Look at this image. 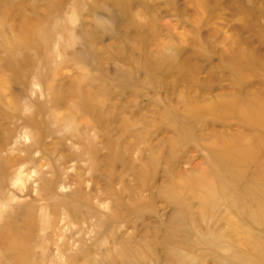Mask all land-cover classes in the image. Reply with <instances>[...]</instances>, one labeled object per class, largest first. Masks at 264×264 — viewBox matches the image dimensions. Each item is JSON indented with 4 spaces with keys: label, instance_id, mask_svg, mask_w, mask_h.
I'll list each match as a JSON object with an SVG mask.
<instances>
[{
    "label": "rangeland",
    "instance_id": "obj_1",
    "mask_svg": "<svg viewBox=\"0 0 264 264\" xmlns=\"http://www.w3.org/2000/svg\"><path fill=\"white\" fill-rule=\"evenodd\" d=\"M258 105L264 0H0V264H264Z\"/></svg>",
    "mask_w": 264,
    "mask_h": 264
},
{
    "label": "bare ground",
    "instance_id": "obj_2",
    "mask_svg": "<svg viewBox=\"0 0 264 264\" xmlns=\"http://www.w3.org/2000/svg\"><path fill=\"white\" fill-rule=\"evenodd\" d=\"M230 107L231 106H227V108H230ZM240 108L236 107L235 112L241 113L242 108L241 109ZM263 109H264V106H263ZM248 112H249V116L252 117L253 115L254 117V118L252 117L253 119H251L253 121L252 122L253 126L255 125L256 127H259L260 130L264 132V110H262L261 105H258V107L253 106L252 109L249 108ZM261 142H262V139H260V141L258 140L257 148H254V151H251L253 156L246 149V147L245 149L239 148L236 146L229 147V149L221 147L218 151L214 149L215 154L218 155L219 157L218 159H220V165L223 169L222 170L223 173H221L220 178H222L223 180L224 178L229 176L231 180L232 179L235 180L233 182L234 191L232 192L234 194H232L230 196V199H228L229 205H230L229 213L231 212L234 214L235 213L234 211L242 210L246 214H248V216L252 220L255 219V217L259 213L264 212V183L260 184L262 186V188L260 187L261 190H257L254 188L256 187V183H259V178L262 175H264L263 171H258L260 173L257 172V170L260 169L262 166L259 167L258 169H255V175L253 176V180H252L253 184H255L254 187L252 183L250 184L248 183L247 185H245V187L244 186L242 187L241 191H237L238 189L241 188V185L236 180V178L238 176V173H240L241 167L244 168L245 165L248 163V160L252 161L253 164L257 162L260 156L259 154L260 151L264 149V148L262 149ZM261 155L264 156V150L262 151ZM263 163L264 161L260 162L259 165ZM208 182L209 184H204L203 186H209V185L211 186L212 183L210 181ZM218 183H219V190L226 191V188H224L225 186L224 182L216 181V183L214 182L213 184H215V186L217 184L218 186Z\"/></svg>",
    "mask_w": 264,
    "mask_h": 264
}]
</instances>
